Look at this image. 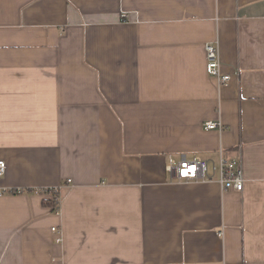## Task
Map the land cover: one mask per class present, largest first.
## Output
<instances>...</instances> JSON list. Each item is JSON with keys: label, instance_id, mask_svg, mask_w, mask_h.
Here are the masks:
<instances>
[{"label": "crops", "instance_id": "obj_1", "mask_svg": "<svg viewBox=\"0 0 264 264\" xmlns=\"http://www.w3.org/2000/svg\"><path fill=\"white\" fill-rule=\"evenodd\" d=\"M0 160V264H264V0H0Z\"/></svg>", "mask_w": 264, "mask_h": 264}, {"label": "built area", "instance_id": "obj_2", "mask_svg": "<svg viewBox=\"0 0 264 264\" xmlns=\"http://www.w3.org/2000/svg\"><path fill=\"white\" fill-rule=\"evenodd\" d=\"M204 54L206 72L214 77L219 84H227L230 80V75L222 72L218 42L216 40L206 42L204 44ZM203 127L205 129L221 130L222 123L218 120H206L203 122ZM5 168V161L0 160V176L5 172ZM165 168L171 173H174L179 181H215L219 184L222 191L228 189L242 191L243 189L244 179L241 165L224 157L221 149L219 150L218 159L216 161L198 156L188 158L182 153L178 160L169 157ZM7 191L8 190L0 189V195ZM18 191H21V189H18ZM35 192H49L52 194L53 200H55L54 202L58 203L59 197L55 188H36ZM52 230H55V227H52ZM56 239H60V237Z\"/></svg>", "mask_w": 264, "mask_h": 264}]
</instances>
